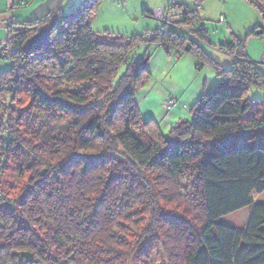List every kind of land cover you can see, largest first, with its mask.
<instances>
[{"label":"trees","instance_id":"1","mask_svg":"<svg viewBox=\"0 0 264 264\" xmlns=\"http://www.w3.org/2000/svg\"><path fill=\"white\" fill-rule=\"evenodd\" d=\"M102 1L86 0L72 15L7 26L21 52L0 72V171L18 152L29 180L18 205L25 225L13 214L0 217V264L122 263L131 255L128 226L138 221L145 201L155 206L158 199L184 194L195 213L191 221L156 217L170 264H264V200H258L264 146L207 150L213 140L264 130V102L249 98L252 87L264 89V72L245 46L230 68L212 61L223 82L194 104L192 122L165 134L156 119L143 117L136 101L152 78L146 59L128 64L129 56L160 45L168 54L192 55L202 69L205 54L196 41L209 43L204 19L198 10L174 4L184 12L163 23L172 29L132 39L103 36L90 27ZM246 1L264 21V0ZM48 27L43 46L26 52L25 42ZM236 46L221 48L234 54ZM123 65L127 70L119 77ZM24 86L32 106L52 124L71 120L50 145L41 143L40 133L21 131L23 117L13 104ZM243 209L250 210L243 228L219 222Z\"/></svg>","mask_w":264,"mask_h":264},{"label":"rangeland","instance_id":"2","mask_svg":"<svg viewBox=\"0 0 264 264\" xmlns=\"http://www.w3.org/2000/svg\"><path fill=\"white\" fill-rule=\"evenodd\" d=\"M85 1L53 0L45 7H49L51 13L59 11L64 15H72ZM173 3L184 4L190 11L198 10L205 19L203 23L210 33L209 43L196 41L197 46L205 54L202 61L205 67L199 69V62L190 54H179L176 51H171L168 54L160 45L135 49L128 60V64H130L133 61L149 58L147 68L152 73V78L137 93L136 98L151 94L152 101H142L139 108L146 120L156 119L166 134L168 131L165 129V123L169 125L176 123V118L179 117L192 122L191 109L194 104L223 82V79L218 77L213 70L212 61L220 64L223 68H230L237 55L244 52L243 47L245 46L250 60L264 72V36L254 34L255 31L257 33L264 31V21L246 0H203L202 3H199V0H103L97 15L90 22V27L96 34L126 39L142 37L147 33L164 29L169 30L172 27L164 26L163 22L155 18L152 13ZM199 4L201 7L198 6ZM31 6L32 4L23 8L18 7L16 10L22 12ZM61 8L63 9L61 10ZM44 12L45 8H43V14ZM36 15L37 13L31 17L33 19L30 20L33 21L28 22L37 23L48 17L46 14L38 19ZM191 31L188 32L190 36H192ZM234 43L237 44L233 51L234 54L221 48V45ZM127 65L122 66L119 77L125 73ZM10 66L11 64L7 63L1 67L3 71H6ZM203 84H207V88ZM259 91H263V89L252 87L249 98L261 96L257 95L260 93ZM169 97L176 101L170 110L164 108V102ZM189 98L192 99L191 103L184 101ZM259 98L264 100V97ZM33 99L28 88L24 86L18 103L13 104L17 111L16 116L23 117L21 131L24 134L40 133L41 143L50 145L54 137L64 134L69 129L71 120L63 117L57 124H52L42 110H35L36 108L32 106ZM161 120L166 122L163 121L165 122L163 124ZM263 131V129L261 131L253 130L252 133L241 131L226 138L213 140L208 143L207 150H219L218 148L222 150L231 146H264ZM23 155L24 160L32 163L33 157L27 151L23 150ZM21 163V155L15 152L8 160L6 167L0 171L2 172L0 173V188L7 198V201L0 206V217L3 219L7 214H13L19 223L25 225L18 205L29 176L25 173L21 174L24 168ZM258 200H264V193ZM139 213L138 221L128 226V241L131 246L130 258L122 263L116 261L112 264H170L167 255L161 248L162 231L156 217L174 215L191 221L195 213L188 196L184 194V196L167 201L158 199L155 206L147 200ZM247 213L248 209H243L221 218L219 222L241 229L244 226Z\"/></svg>","mask_w":264,"mask_h":264},{"label":"crops","instance_id":"3","mask_svg":"<svg viewBox=\"0 0 264 264\" xmlns=\"http://www.w3.org/2000/svg\"><path fill=\"white\" fill-rule=\"evenodd\" d=\"M23 1L26 3V5L24 7H27V6L31 5V4H32V6L29 9L24 10V11L21 12V11H17L16 8L12 9V1L11 0H0V40H3L6 37V35H7V26H10L11 24H13L15 22L16 23H24V22H28V21H33V20H30V19H33L31 17L34 14H36V13H37L36 16H38V19H41L46 14H48V17L46 19H48L52 14H57V15L58 14H63V13H61L59 11H54V12L51 13L50 12V8L49 7H45V6H48L50 4V2H52L53 0H23ZM181 5L184 6V4H181ZM43 8H45L44 14H43ZM158 8H160V7H158ZM62 9L63 8H61V10ZM200 15H201V13H200ZM46 19H44V21ZM204 21H205V19H204ZM17 27H20V26H17ZM1 66L2 65H0V72H3V69H2ZM203 85L207 88V84H203ZM259 92L260 93H257V95H261V96H254L255 98H250V99L251 100L264 101L263 98L262 99L259 98V97H264V89H263V91H259ZM136 96H138V95H136ZM137 98H136V101H137L138 105H140V104L142 105V101H144V100L146 102L149 101V100L152 101L151 94H145L144 96H142V98H139V99H137ZM169 98H171V97H169ZM184 101L185 102L190 101V103H191L192 99L189 98V100H184ZM177 110H178V108H177ZM163 121H165V120H163ZM163 121L161 120V122L164 124L166 121L165 122H163ZM183 121H185V120L183 118L179 117V118H176V121H175L176 123H173L171 125L165 123L164 125L166 126L165 127L166 131H168V133H169L172 128L176 127L178 124H180ZM252 132L253 131H250L249 133H252ZM164 133L166 134L165 131H164ZM249 213H250V210L248 209V213H247V215L245 217V220H244V226H245V224L247 222Z\"/></svg>","mask_w":264,"mask_h":264},{"label":"built area","instance_id":"4","mask_svg":"<svg viewBox=\"0 0 264 264\" xmlns=\"http://www.w3.org/2000/svg\"><path fill=\"white\" fill-rule=\"evenodd\" d=\"M12 7L15 3H19L21 7H24L26 3L23 0H11ZM184 10L175 6L174 3L168 5L167 7L161 8L155 11L153 16L163 23H172L176 21L182 14ZM20 49L17 47L16 38L14 35H9L7 29V35L3 40H0V65H6L7 63L12 64L15 57L20 55ZM176 101L174 98H170L164 102V108L170 110ZM5 199V195L0 190V203Z\"/></svg>","mask_w":264,"mask_h":264},{"label":"water","instance_id":"5","mask_svg":"<svg viewBox=\"0 0 264 264\" xmlns=\"http://www.w3.org/2000/svg\"><path fill=\"white\" fill-rule=\"evenodd\" d=\"M16 24H20V23H16ZM51 30H52V27L39 28L38 31L25 42L23 49L26 52H29V51L42 47L44 42L48 38ZM17 31H21V29L18 28ZM148 61H149V58H147L143 62V66H146Z\"/></svg>","mask_w":264,"mask_h":264}]
</instances>
